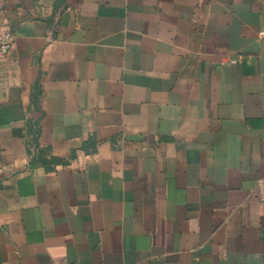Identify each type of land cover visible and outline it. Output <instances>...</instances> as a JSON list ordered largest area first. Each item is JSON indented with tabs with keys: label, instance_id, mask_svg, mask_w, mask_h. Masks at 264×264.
I'll return each mask as SVG.
<instances>
[{
	"label": "crops",
	"instance_id": "1",
	"mask_svg": "<svg viewBox=\"0 0 264 264\" xmlns=\"http://www.w3.org/2000/svg\"><path fill=\"white\" fill-rule=\"evenodd\" d=\"M0 264H264V0H0Z\"/></svg>",
	"mask_w": 264,
	"mask_h": 264
},
{
	"label": "built area",
	"instance_id": "2",
	"mask_svg": "<svg viewBox=\"0 0 264 264\" xmlns=\"http://www.w3.org/2000/svg\"><path fill=\"white\" fill-rule=\"evenodd\" d=\"M13 44V35L9 32L0 34V55H5ZM255 196L258 200H264V180L257 181Z\"/></svg>",
	"mask_w": 264,
	"mask_h": 264
}]
</instances>
